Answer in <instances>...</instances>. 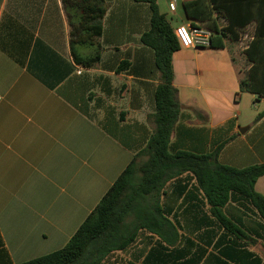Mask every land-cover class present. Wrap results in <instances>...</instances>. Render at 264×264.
<instances>
[{"label":"crops","instance_id":"obj_1","mask_svg":"<svg viewBox=\"0 0 264 264\" xmlns=\"http://www.w3.org/2000/svg\"><path fill=\"white\" fill-rule=\"evenodd\" d=\"M187 1L172 11L168 0H157L173 29L192 23ZM104 3L101 60L84 68L71 53L62 0H0V264L64 248L154 133L149 115L160 73L141 43L151 11L134 0ZM219 24L226 25L224 17ZM255 28L251 21L221 48L182 47L173 55L181 112L171 153L207 154L224 145L225 166L264 163V116L257 120L264 96L240 88L253 66L246 51ZM255 188L264 196V176ZM156 206L175 224L177 242L143 230L105 264H264L262 220L229 204L225 213L241 231L231 245L191 175L170 181L144 213Z\"/></svg>","mask_w":264,"mask_h":264},{"label":"trees","instance_id":"obj_2","mask_svg":"<svg viewBox=\"0 0 264 264\" xmlns=\"http://www.w3.org/2000/svg\"><path fill=\"white\" fill-rule=\"evenodd\" d=\"M134 1L147 4L151 11L150 27L142 34L141 43L154 52L160 73L154 96L155 111L149 115L154 133L64 248L22 264H105L116 252L131 247L143 230L167 244L176 243L179 234L166 211L156 206L147 215L143 209L149 198L160 196L170 181L181 179L185 174L195 180L197 190L209 205L214 224L227 230L231 245L236 244L235 237L241 231L225 213L229 204L250 208L264 227V196L255 188L264 176V163L246 168L225 166L219 161L224 145L207 154L170 152L171 137L181 112L174 86L173 55L182 46L175 29L160 13L157 0ZM62 3L71 27L74 62L77 66L92 68L101 60L99 40L104 35L103 19L107 13L104 0H62ZM184 9L192 26L212 32L208 48H221L226 39L238 41L240 32L255 21L254 37L246 51L253 66L240 88L243 92L264 96V0H191L184 3ZM222 17L225 26L219 24ZM81 48H89L91 53L84 55ZM263 116L264 112L257 120ZM172 232L174 241L170 240Z\"/></svg>","mask_w":264,"mask_h":264},{"label":"built area","instance_id":"obj_3","mask_svg":"<svg viewBox=\"0 0 264 264\" xmlns=\"http://www.w3.org/2000/svg\"><path fill=\"white\" fill-rule=\"evenodd\" d=\"M181 0H168L170 9L175 11ZM175 35L181 46L185 48H208L211 46L212 32L204 27L179 25L175 29Z\"/></svg>","mask_w":264,"mask_h":264},{"label":"rangeland","instance_id":"obj_4","mask_svg":"<svg viewBox=\"0 0 264 264\" xmlns=\"http://www.w3.org/2000/svg\"><path fill=\"white\" fill-rule=\"evenodd\" d=\"M222 23V21H221ZM251 33L250 29H247L244 33H243V41H247L246 36H249ZM246 39V40H245Z\"/></svg>","mask_w":264,"mask_h":264},{"label":"water","instance_id":"obj_5","mask_svg":"<svg viewBox=\"0 0 264 264\" xmlns=\"http://www.w3.org/2000/svg\"><path fill=\"white\" fill-rule=\"evenodd\" d=\"M247 129V128H246ZM246 129H242L241 132H243V130H246Z\"/></svg>","mask_w":264,"mask_h":264}]
</instances>
